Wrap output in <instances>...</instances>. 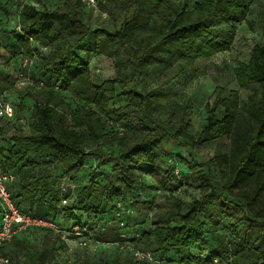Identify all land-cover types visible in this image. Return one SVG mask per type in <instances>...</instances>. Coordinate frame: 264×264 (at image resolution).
<instances>
[{
    "label": "trees",
    "instance_id": "16d2710c",
    "mask_svg": "<svg viewBox=\"0 0 264 264\" xmlns=\"http://www.w3.org/2000/svg\"><path fill=\"white\" fill-rule=\"evenodd\" d=\"M54 1L59 3L40 8L19 3L17 10L8 2L0 4L5 15L22 19L21 32L11 34L15 56L38 59L43 74L37 85L45 101L34 106L32 115L27 111L19 117L16 107L9 122L18 133L10 140L0 130V143H8L0 147V165L17 176L10 189L20 212L70 232L78 227L85 240L102 246L136 242L134 249L152 253L154 264H167V259L178 264H264V44L255 45L249 61L235 71L240 90L249 92L247 98L239 91L225 97L222 88L216 89L217 98L206 104V121L196 135L191 131L192 102H165L161 92L176 77L147 92L124 90L143 73L174 65L183 73L195 61L230 51L237 25L247 20L253 0H202L192 10L189 2L173 0H99L102 12H109V3L124 17L114 31L93 29L90 9L82 0ZM146 17L150 22L142 37L138 26ZM216 22L231 28L228 38L215 34ZM260 29L264 37V21ZM82 52L112 61L113 74L102 85L94 83L90 59ZM16 82L0 72V97ZM117 86L124 90L123 103ZM69 90L84 105L71 107L69 125L60 126ZM219 110H224L221 118ZM223 138L232 141L230 154L210 153L202 163L184 160L187 168L181 172L167 164L169 141L203 148ZM183 180L200 195L189 206L180 198ZM64 182L66 192L61 189ZM249 186L251 191L246 190ZM152 190L162 194L167 210L163 219L148 226L150 213L144 207L152 202L143 194ZM235 190L240 191L238 202L225 196ZM224 219L230 225L223 228L232 237L203 254L200 249L208 248L204 221L219 225ZM55 235L61 242V235ZM62 245H43L36 264H61L57 254L68 247ZM5 248L0 247V259L7 258Z\"/></svg>",
    "mask_w": 264,
    "mask_h": 264
},
{
    "label": "rangeland",
    "instance_id": "374dc122",
    "mask_svg": "<svg viewBox=\"0 0 264 264\" xmlns=\"http://www.w3.org/2000/svg\"><path fill=\"white\" fill-rule=\"evenodd\" d=\"M176 4L183 5L189 2L191 10L194 4L201 2L202 0H173ZM8 2V6L12 10H17L21 0H0V4L4 5ZM35 5L43 6L50 5L52 3H59L54 0H32ZM109 12L89 10L88 14L89 23L93 29H104L108 31L119 30L122 27L124 17L119 13L112 4L107 3ZM148 16V15H147ZM149 17V16H148ZM148 17L145 20L140 21L138 26L139 32L144 36L150 22ZM22 19L19 15H5L4 11L0 9V72L9 74L13 78L22 79L29 77L32 86L22 87L16 89L13 87L7 91L6 97L11 100L15 106H18L19 117L26 115L28 111L29 115H32L33 108L37 104H42L45 101L42 89L37 85L39 80H42L43 74L40 70L38 59L33 60V63L29 67H24L23 58L15 56L17 46L12 38V32L16 30V27H22ZM264 21V0H253V4L250 7V13L246 21L237 25V30L233 36V41L230 51L219 53L208 60L195 61L191 66L180 73L179 67L174 65L171 69H164L162 72L143 73L137 77L136 84L127 86L124 90L128 91L132 88H136L138 91L147 92L151 89H156L160 85L169 82L173 77H176L174 81H170L161 92L165 95V102L169 100L183 103L191 101L193 106V128L192 134L196 135L204 125L206 121V104H214L217 98L218 88H222L225 91V97H228L231 91H239L243 99H246L249 92L240 90L236 81L235 71L239 63H247L250 59L252 48L257 44H264V37L262 35L260 26ZM136 27V24H135ZM17 31V30H16ZM214 32L217 35H223L228 38L231 32V28L224 24L216 22L214 26ZM48 48L43 50L47 53ZM84 57H89L90 67L92 70L91 76L96 85H102L113 74L112 61L104 58L94 56L93 53L85 52ZM130 71V69H128ZM203 72L206 75H203ZM123 89L117 86V93L119 94V103L124 102ZM59 95V94H58ZM65 104L68 107L61 109V116L58 120L60 126L69 125L70 112L78 106H83L84 103L80 102L79 97L69 90L66 93ZM118 101V100H117ZM72 107V108H71ZM91 108H95L94 104H91ZM218 117H223L224 110H219ZM59 126V127H60ZM3 134L9 137L18 133L15 124L12 122L3 123ZM10 134V135H9ZM167 147L171 148V155L167 159V164L170 167H175L179 171L181 168L186 169L184 160L188 163L192 162H206L212 154L223 155L230 154L232 150V141L229 138H223L217 142L203 148H192L185 145L183 140L169 141L166 143ZM171 161V162H170ZM103 172V170H101ZM181 172V171H180ZM105 178L101 177L100 181L104 183ZM183 193L180 198L185 202L186 206H189L191 201L198 198L199 191L196 187L190 186L185 180ZM247 191L252 190V186L246 188ZM239 190L232 192H226L225 196L234 202H238ZM144 198H149L152 202L150 207H144L150 213L148 226L152 223L159 222L164 218V212L167 208L164 203V197L161 193L152 190L151 192H145ZM230 222L228 219L221 220L219 225L211 224L208 221H204V231L206 233V239L208 241V248L200 249V252L207 254L210 251H215L221 244L226 243L232 237V232L228 229H224V226L229 227ZM73 235V234H72ZM70 235L67 240L74 239L68 243V247L61 248L57 254L59 260L62 263L70 261L69 264H106L120 262L121 264H136L135 257L131 248L136 247V242H128L125 246H105L104 248H93L91 244L87 243L84 246L80 237H72ZM57 235L47 230H33L27 233H21L13 241L6 245V255L10 260V264H36L38 253L46 245L51 247L54 244L56 246H63V239L57 243ZM80 239V240H79ZM146 240L141 242L145 244ZM134 245V246H133ZM229 263V261H226Z\"/></svg>",
    "mask_w": 264,
    "mask_h": 264
},
{
    "label": "built area",
    "instance_id": "2783aa9c",
    "mask_svg": "<svg viewBox=\"0 0 264 264\" xmlns=\"http://www.w3.org/2000/svg\"><path fill=\"white\" fill-rule=\"evenodd\" d=\"M47 1V0H46ZM83 4L86 8L93 10V11H100V4L99 0H82ZM22 7L25 5H32L37 8L42 6L35 5L32 0H21ZM48 6V5H43ZM102 15L105 14L102 12ZM18 32H21V27H16ZM41 51L46 50V48H40ZM33 63V60L24 59L23 65L24 67H29ZM32 82L29 77H24L19 79L16 84V89H21L22 87L31 86ZM56 90H59V86L55 87ZM16 116V106L11 101L8 100L6 96L0 97V124L4 122H9L10 120L14 119ZM22 126H26V119H22L21 121ZM17 176L14 172H4L1 165H0V247H3L13 241L18 235L21 233H27L33 230H48L54 234H60L61 238L64 240L65 243H70L74 239L67 240L66 238L70 235H75L76 237H80L83 241L84 246L87 243L91 244V247L97 249L101 248L102 245L99 243H95L92 241H87L84 239L82 232L78 227L72 229V232L63 230L56 222L40 219L33 217L29 214H23L20 212L18 207L13 201L11 186L16 184ZM68 185L64 182L62 185V191H67ZM64 206L69 204L67 199L62 201ZM71 237V236H70ZM137 237V236H136ZM79 239V240H80ZM125 245H123L124 247ZM133 251V255L135 260L137 261H146L149 263H157L154 255L150 252H141L134 248H131ZM217 263V260H215ZM0 264H10L9 258H2L0 259Z\"/></svg>",
    "mask_w": 264,
    "mask_h": 264
},
{
    "label": "crops",
    "instance_id": "0c3cea01",
    "mask_svg": "<svg viewBox=\"0 0 264 264\" xmlns=\"http://www.w3.org/2000/svg\"><path fill=\"white\" fill-rule=\"evenodd\" d=\"M27 115H29V114L27 113ZM2 128H3V123L0 124V130H1ZM2 131H4V130L2 129ZM9 135H10V134H9ZM5 136H6V138H7V141L10 140V139H9L10 137H9L8 135H5ZM7 141H4V142L0 143V147H5V146H7V144H8ZM135 216H136V214L133 212V213H132V217L134 218ZM70 224H71V223H70ZM104 247H105V246H102L100 249H102V248H104ZM169 257H171V256L169 255ZM68 262L70 263V261H68ZM68 262H66V261H65L64 263L61 262V264H69ZM166 262H167V264H178L177 262H170V261H168V259H167Z\"/></svg>",
    "mask_w": 264,
    "mask_h": 264
}]
</instances>
